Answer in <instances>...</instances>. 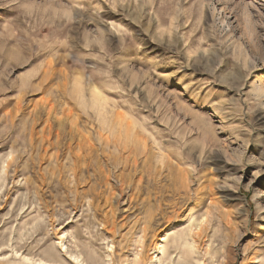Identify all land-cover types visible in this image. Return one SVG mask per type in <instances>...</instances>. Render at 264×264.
I'll use <instances>...</instances> for the list:
<instances>
[{
  "label": "rangeland",
  "instance_id": "rangeland-1",
  "mask_svg": "<svg viewBox=\"0 0 264 264\" xmlns=\"http://www.w3.org/2000/svg\"><path fill=\"white\" fill-rule=\"evenodd\" d=\"M199 223L204 264H264V0H0V264Z\"/></svg>",
  "mask_w": 264,
  "mask_h": 264
},
{
  "label": "bare ground",
  "instance_id": "bare-ground-1",
  "mask_svg": "<svg viewBox=\"0 0 264 264\" xmlns=\"http://www.w3.org/2000/svg\"><path fill=\"white\" fill-rule=\"evenodd\" d=\"M82 140H81V143H82ZM56 141H58V139ZM81 143L78 146L79 148L78 155L75 156L77 157V163L76 164L74 163V169L73 170L71 169L74 177H76L75 178L76 182L80 174L84 172V169L85 170L89 169V166L86 165V161L83 160L84 149ZM80 162L83 163L82 166L80 165L81 164ZM119 180H120L119 183L121 184L122 187H125L127 185V181L125 179H122L120 177ZM181 192L184 193V191L180 190L179 193ZM204 235H205V228L202 223H199L198 225L188 224L185 228H182L178 232L170 233V235L168 233L162 235V237L160 238L161 239L160 244H158L154 248V253L152 254L154 257L151 258L148 264H204L201 259H203L205 254L203 253L200 247V244L197 243V241L200 240ZM160 253L162 254V257H159L157 255ZM113 255H114V246H111L108 249L107 256L105 257L106 264H114ZM206 255H209V253H206ZM71 258L74 264H84L83 258L81 255L71 256ZM41 264H46V263H41Z\"/></svg>",
  "mask_w": 264,
  "mask_h": 264
}]
</instances>
